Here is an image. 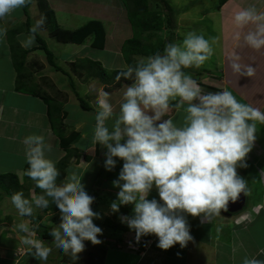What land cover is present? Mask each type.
I'll use <instances>...</instances> for the list:
<instances>
[{
	"label": "clouds",
	"instance_id": "clouds-1",
	"mask_svg": "<svg viewBox=\"0 0 264 264\" xmlns=\"http://www.w3.org/2000/svg\"><path fill=\"white\" fill-rule=\"evenodd\" d=\"M28 2L0 0V20ZM232 21L238 29L234 34L238 46L264 49V11L255 5L241 7ZM43 24V17L35 21L22 46L30 47L35 42V33ZM245 28L247 31H243ZM4 33L0 28V36ZM182 37L165 43L162 51L122 66L116 80L123 77L131 83L124 87L118 108L103 89L97 91L93 105L92 143L106 149L105 169L111 171L118 159L122 161L118 178L112 181L119 191L110 209L118 212L121 205L131 204L133 215L121 216L122 222L135 231L137 242L142 236L154 234L161 249L177 243L183 248L193 239L186 214L200 217L201 223L209 222L227 208L229 200L235 201L242 191L247 194V182L238 175L237 167H247L245 158L254 146L258 125H264L260 108L237 99L228 88L205 92L185 71L204 65L213 56L216 41L194 30ZM227 59L233 74L255 75L253 63H242L239 54ZM177 98L175 106H184L179 121L167 115L170 101ZM22 143L28 164L25 174L43 194H33L30 201L18 191L11 195V202L20 216L30 217L33 204L48 207L50 198L61 216L59 225L50 232L53 246L75 262L85 241L101 243L102 229L93 222L100 213L90 206L94 197L86 192L82 176L75 173L57 184L60 172L56 161L45 155L52 145L43 135L29 134ZM153 188L159 199L149 198ZM13 231L23 234L20 242L31 255L42 264L48 260L53 247L37 238L28 222L15 223ZM262 255L264 248L244 255L240 264H264V259L257 258Z\"/></svg>",
	"mask_w": 264,
	"mask_h": 264
},
{
	"label": "crops",
	"instance_id": "crops-1",
	"mask_svg": "<svg viewBox=\"0 0 264 264\" xmlns=\"http://www.w3.org/2000/svg\"><path fill=\"white\" fill-rule=\"evenodd\" d=\"M46 2L51 8L55 23L58 26L77 30L83 26L92 25L93 22H97L100 25L101 36H99V38L102 40V42L99 40L100 44L96 43L95 45H91L90 42L95 37L94 32L89 33L84 41L80 43L60 41L50 34L49 25L45 22L44 16L39 11L37 1L31 0L27 4L26 9L31 26L35 24L36 20L41 17L44 18V24L37 33L44 32L47 37V42H51L50 45L46 44V46L52 52L55 63L58 65L60 64L59 66L61 67L64 62L66 67L63 77L65 75L67 76L66 78L60 79L64 81L69 80V86L73 83L74 88H71L74 90L75 96L78 94L82 97V94L76 91L77 86L82 87V93H85L88 87L87 84H96L97 81L93 70H90L88 67L85 69L84 67L79 68L75 66V62L78 63V60L79 62L84 59L97 61L107 71L121 69L122 66L128 65L121 51L122 41L127 39L128 35L124 33L123 36H121L120 33L123 28L126 30L130 27L131 29V26L122 0H46ZM249 5H255L259 10L264 11V0H225L221 4H219L217 0L215 9H211L210 11L207 10V12L205 11L207 14H215L216 17L217 31L216 42L213 45L214 54L211 60L209 59L211 67L202 65L200 68H194L196 72L192 75L197 79L205 92H216L223 90V88H228L236 95L237 99L242 102L250 103L254 107H258L264 111V49L255 51L246 46H238L234 40V34L238 29L234 25L232 17L235 11L239 10L241 7H248ZM203 11H201V16L204 14H202ZM207 14L205 17L208 16ZM25 20L26 16L22 8L14 10L4 19L0 20V28L5 30L4 35L0 36V173L12 172L17 175L19 183L23 184L25 182L26 184H34V181L25 174L24 170L26 158L24 154V145L22 143L23 138L29 134L43 135L46 142L52 145V150L46 152L45 155L56 161L57 167L59 159L64 155V151L61 149L57 137L51 130L45 100L39 95L19 91L15 87L18 79L20 85L35 86L39 91H45L52 96V94H50L51 91L48 92L47 89H45L47 87L44 81L38 83L37 79L31 77L34 74L37 76L36 73L39 71L38 62L33 58V61H29L33 55H36L39 60H44L51 73V76H49V78L44 77V80H48V82L52 83L57 82L56 75L53 74V71L57 69L47 62L46 55L43 49L38 47L39 42L36 38L35 42L30 47L22 46L21 42L29 34L27 25H25ZM195 30H199L200 33L204 34L201 28L197 27ZM243 31H247V28L243 29ZM11 40L17 41L20 48L27 51L24 56L23 69L20 73H17L12 63L9 43ZM53 41L62 44L58 43V45H55ZM112 42L115 45L114 50L110 47L113 55L109 60H103V57L98 55V51L108 50V46ZM51 44L58 49L55 51L52 47L50 48ZM242 44L243 41L241 40V45ZM234 54L240 55L242 63H253V66L256 67V73L253 77H239L231 72L227 58ZM216 57L217 59H215ZM58 61L61 63H58ZM30 62L38 65L28 68ZM69 62L72 65H69ZM88 63L89 65H93L90 61ZM67 64L69 66H67ZM207 64L208 63H206V65ZM84 72H88V74L86 73V76H84ZM38 85L42 88L40 87V89ZM84 85H86V87ZM126 85L127 84H122L120 87H116L113 91L115 94L110 96L112 103L117 108L122 91ZM104 89L103 87V90ZM106 91L110 92L109 90ZM52 97L55 98L54 96ZM95 98H97V96ZM83 99L86 100L90 108L82 110L77 102L76 104H78L77 106H79L81 111L83 113H95L93 105L91 106L90 104L92 101H88L85 97ZM178 103L179 98H177L176 101H170V109L167 114L173 116L176 121L182 119L184 115V106L177 108L175 105ZM64 104L62 106V111L66 113L64 122L68 128L71 127L79 132L80 142L88 132L90 124L88 125V130H86V121L83 115H80L79 120L68 121L67 108ZM110 124L111 121H109V125ZM79 142L76 143V146L84 152L89 150V155L86 154V158L82 156L80 162L76 161L72 156L68 160L63 173L57 177V184L62 183L64 178L72 173L80 176L83 170H86V167L89 165H91L90 172L94 174L93 176H96L95 174L98 171V166L92 165L93 159L100 154V152H103V179H94V183L99 188L103 187V192H108L110 194L113 192L117 193L119 189L113 186L112 181L117 179L118 176L116 177L113 174L116 172L115 174L118 175L119 169L122 166V161L118 159L116 167L108 171L104 167V152L106 149L99 144L94 145L92 142L88 144L85 143V145H79ZM245 159L247 167H237L238 175L245 179L248 188L247 194L244 192L245 203L247 205L240 210L241 213L243 212L245 214V219L243 220V216L237 218L241 215V213L238 212L239 214L236 216L233 215L234 217L228 216V218H224L226 219L225 221L219 220L215 223V220H212L215 218L212 217L209 222L201 223L200 217H193L190 214H186L193 239L190 240L192 246H185L181 249H183L182 253L184 256H186L188 252L190 260L173 254L171 248H176L175 246L177 244L168 249L159 248L155 242L157 237L154 234H150V236L154 235V241L151 248L142 255L130 250L111 248V245L108 246L106 244L108 249L106 250L102 264H162L165 262L173 264L176 263L179 258H185L187 264H240L244 255L255 254L258 249L264 248V175H261V170H264V125H258L254 146L246 155ZM83 178L89 180V178H85L84 175ZM92 179L91 181L89 180V182H92ZM31 187L32 188L28 190L21 189L20 191L23 192L24 196L30 201L32 200L33 194H35L33 190L34 185ZM41 194H43L42 189ZM36 195L38 196L37 193ZM152 197L159 199L155 188H153L149 194V198ZM48 199L50 200L49 205L55 204L51 202L50 198ZM49 205L44 209L43 207L38 208H41L43 214H47V210L49 211L51 208ZM32 206L33 214H36V205L33 204ZM247 206H258L259 209L254 213H248ZM124 208L128 209L126 212L122 211L125 212L122 213L120 210H124ZM41 211L39 212L40 214L42 213ZM116 214L117 216L121 214H127V216L133 215L132 205H121ZM27 219H30L29 216H20L18 214L17 209L11 202V196L2 193L0 190V264H22L24 259L27 260L28 257L33 256L20 242V237L23 234L18 231H13L15 223L20 221L27 222ZM50 219H52L51 222H47L45 226L48 224L55 225L54 222L57 220L56 216ZM41 222L42 220H40L39 223ZM31 225L37 227L35 229L37 236V231L40 229L39 224L37 223V225H34L30 223L29 226ZM122 234L125 235L124 232H122ZM41 240L44 241L46 246L53 247V251L49 254V258L44 264H75L60 258L53 246V237ZM20 248L23 249V253L18 252ZM257 258L264 259V255L258 256Z\"/></svg>",
	"mask_w": 264,
	"mask_h": 264
},
{
	"label": "rangeland",
	"instance_id": "rangeland-1",
	"mask_svg": "<svg viewBox=\"0 0 264 264\" xmlns=\"http://www.w3.org/2000/svg\"><path fill=\"white\" fill-rule=\"evenodd\" d=\"M170 5L171 7L175 8L176 10V23L177 26L174 30V34L169 36L168 34V30L165 27H161L160 29H156V30H149V31H144L143 32V36H147V38H143L142 41L145 43H150L151 46H153L151 48L150 51L146 52V53H141V54H133L131 56V60H132V64L135 63V61L141 57V56H148L151 54H154L156 51H158V47L160 45V43H162V41L164 43H168V42H177L179 40H182V34L186 33L188 31L194 30L197 31L198 33H200L199 30H195L197 27L201 28L202 32H204V35L206 38H208L210 41L215 40L216 39V17L215 14H207V10H211V9H215V6L217 5V0H148V4H149V8L157 10L158 14L160 15L161 18H164L165 15V10H166V6L165 4ZM204 10V11H203ZM201 11L203 16H201ZM206 11V12H205ZM206 14L208 15L207 17ZM131 26V24H130ZM130 29V27H129ZM126 29L123 28L122 32L120 33L121 36H123L124 33H126L128 36L127 38L131 37L133 34V27L131 26V29ZM128 30V32H127ZM45 41V43L48 45H50V41L47 42V37L45 36L44 32L43 33H38ZM180 34V35H178ZM103 38V37H102ZM93 40H91V45H95V43L92 42ZM118 41V40H117ZM122 41V40H120ZM100 42H102V40H100ZM116 42V41H115ZM114 42V43H115ZM124 41H122L123 44ZM59 43V42H58ZM57 41H53V44L58 45ZM62 44V43H59ZM214 45V44H213ZM58 49L56 48L54 45L50 46V48ZM115 49V45L113 44V42L108 46V50L106 51H98V55H101L103 57V60H109V58L113 55V52H111V49ZM122 47V45H121ZM214 48V47H213ZM60 49V48H59ZM97 52V51H95ZM39 56V55H37ZM35 59L38 64V70L37 71V76L34 74L31 77L37 79L38 83H40L41 81H44L46 83V87L45 89H47L48 92L51 91L50 94H52V96L55 97V99H57V101H59L61 103V105L63 106V104L65 105V107L67 108V117H68V121H76L80 119V115L85 116V121H86V130H88L89 128V124H90V128L88 130V132L86 133V135H84V137L82 138V140L78 143L79 145H85V143H90L92 142V134H93V129H94V125H95V118H94V113H86V112H82L81 109L79 108V106H77L78 104H76L78 102L75 94H74V90L71 88V86L68 85L69 80L64 81L61 80L60 78H66L67 75H65L63 77V73L65 74V64L64 62L62 63V68L64 69V72H62V70H56L53 71V74L56 75V79L57 82L56 83H52V82H48V80H44L45 78H49V76H51L48 67L46 65V62L44 60H39L38 57H36V55H33V57L30 58L29 61H33V59ZM65 59V58H64ZM217 59V57L215 58ZM115 60V59H114ZM211 60V58H210ZM89 61L87 59L81 60L78 63L75 62V66L80 67H84L85 69L88 67L90 70L94 71V76L96 81V84H87V91L85 93H82L83 88L80 86H77L76 91L79 94H82V97L86 98L88 101H92L90 102L91 106L94 105L95 100H96V93L98 90L103 89V87L105 88L104 90H109L110 94L113 96L115 93H113V91L116 89V87H113L111 85V83H107L104 84V82L101 81V79L99 77H97V75H95V71L97 66H93V65H89L88 63ZM58 63H61L60 61H58ZM206 63H208L206 65ZM36 63H29L28 68L29 67H33L35 65H38ZM71 63L69 62V65ZM60 65V64H59ZM67 64V66H69ZM72 65V64H71ZM205 66L207 67H211V62L209 60H207L204 63ZM185 71L190 72L191 74H194L196 71L194 68L192 69H186ZM40 72V73H39ZM86 73L88 74V72H84V76H86ZM40 75H44V76H40ZM48 75V76H47ZM45 77V78H44ZM60 79V80H59ZM88 79V78H86ZM50 80V79H49ZM59 80V82H58ZM34 81V80H33ZM51 81V80H50ZM125 84V83H124ZM48 85V86H47ZM86 87V85H84ZM38 87L40 88L41 86L38 85ZM113 87V88H112ZM42 88V87H41ZM40 88V89H41ZM49 88V89H48ZM110 88V89H108ZM98 89V90H97ZM85 90V89H84ZM84 92V91H83ZM119 94V92H118ZM117 96V95H115ZM114 98V97H113ZM79 115V116H78ZM62 116H63V120L65 119L64 117H66V113L65 111H62ZM69 129L72 130V128L70 127ZM73 142V141H72ZM81 143V144H80ZM79 149V148H78ZM79 155H74L73 158L76 161H81L82 156L84 158H86L85 156H87L86 154L89 155V150L81 151L79 149L78 151ZM103 152H100V154H98L97 156L94 157L93 159V163L92 165H97L98 166V171L95 174L96 176H93L94 174L92 172H90L91 169V165H89L88 167H86V170H83L82 174H80L81 177V181L82 183L85 185V190L86 192L94 197V200L92 202V204L90 205L91 208L93 209V211L100 213V218H93V222L99 226L102 229V234L100 235V239H101V243L96 244V245H100V246H104L105 248V253L106 250L108 249L106 244L108 246H112L111 248H117V249H125V250H130L133 252H136L139 255H142L144 253H146L150 248L151 245L154 241V235L150 236L149 235H145L142 236L139 240V242H137L135 240V231L130 229L129 227L125 228V226L127 225L126 222H122L121 220V216H127V214H121L119 217L117 216V212H113L110 209V203L116 199V192L113 193H108V192H103V187H97L94 183V179H99L102 178L103 179ZM64 170H61L60 172L63 173ZM60 173V174H62ZM116 173V172H115ZM113 174L116 177L118 176L117 174ZM83 175L85 178H89V180L92 182H89V180L84 179ZM118 178V177H117ZM84 179V180H83ZM32 183H23V185H25L27 187V189L32 188V185H35ZM34 190V187H33ZM35 195H36V191ZM112 192V191H111ZM56 206L55 204H51L49 206ZM247 204L245 203L243 207H245ZM247 211L248 213H254L256 212L259 207H253V206H247ZM45 207H43L44 209ZM39 210V211H38ZM35 211L37 213H39L41 211V208H38V206H35ZM42 212V211H41ZM49 212V213H48ZM34 213V212H33ZM33 214L32 216H30V219H27V222L30 224H39L40 228L41 226L44 227L45 224L48 222L50 223L52 219H50L53 216H56L57 220L56 222H54V224L56 226L59 225L60 220H61V216L59 213V210L57 209L56 211H53L52 209H49V211L47 210V214H43V212L40 214ZM239 213H241L239 211ZM234 214L235 216L238 215ZM233 216V215H231ZM243 216V220L245 219V214L242 212L241 215H239L237 218L242 217ZM234 217V216H233ZM216 221H225L226 219L224 218H228V216L223 215L220 213V215H216L215 217ZM31 220V221H30ZM34 220V221H33ZM37 220V221H35ZM40 220H42L41 223ZM109 220V221H108ZM36 222V223H35ZM116 227H112L111 225H115ZM54 225V226H55ZM38 226V228H39ZM128 226V225H127ZM30 227H33L34 231L37 228L36 226L31 225ZM122 232L125 233L122 234ZM38 238V235H37ZM157 239L156 238V244H157ZM87 242V247L90 246V244H92L90 241H86ZM143 242V243H142ZM146 243H148L146 245ZM189 245L192 246V242H188L187 243V247H189ZM176 248H171V250L173 251V254L178 256V257H185L188 260L189 256H188V252L186 253V256H184V254L182 253L181 247L179 246V244L177 243V245L175 246ZM23 249H19L18 252L19 253H23L22 252ZM21 255V254H19ZM185 258H179V260L176 263L173 264H187L185 261ZM22 260V259H21ZM22 264H42V262L40 260H38L37 258H35L34 256L28 257L27 260L24 259ZM162 264H170V263H162Z\"/></svg>",
	"mask_w": 264,
	"mask_h": 264
},
{
	"label": "trees",
	"instance_id": "trees-1",
	"mask_svg": "<svg viewBox=\"0 0 264 264\" xmlns=\"http://www.w3.org/2000/svg\"><path fill=\"white\" fill-rule=\"evenodd\" d=\"M31 1V0H29ZM37 6L39 8V11L42 13V15L45 18V22L49 25L50 34L53 35L57 40L60 41H72V42H83L85 37L91 33L94 32L95 37L92 39L93 43H99V36H101L100 31V25L97 22H93L92 25L83 26L79 29H66L61 26H58L55 23V19L53 17V12L51 8L48 6L46 0H36ZM123 4L125 6L126 12H127V18L129 20V23L133 27V34L131 37L124 40L121 51L123 54V57L125 58L127 64H132L131 56L133 54H143L151 50L153 46L150 45V43H144L142 41L143 38H147V36H143L144 31L149 30H158L161 27H165L168 30L169 36L174 34V30L177 26L176 23V10L175 8L171 7L167 3L165 4L166 10L164 18H161L158 14L157 10L149 8L148 0H122ZM225 0H218L219 4L223 3ZM29 3V2H28ZM27 3V4H28ZM27 4L22 8L26 20L25 25H27L28 30L31 29V24L29 22L28 13H27ZM94 26V27H93ZM35 38L39 42L40 48L43 49L47 62L52 65L57 70H64L55 63L53 59L52 52L48 49L46 46L45 41L43 38L36 32ZM10 49H11V57H12V63L15 67L17 73H20V71L23 69V63H24V56L26 54V50H22L19 46V43L17 41H10ZM165 43L162 41L160 43L157 50L163 49ZM90 61L93 66H97L95 75L101 79L104 83H111L113 87H120L122 84H128L131 83V81H126L123 77H121L120 80H116V76L118 71L121 69H113V70H105L104 67L100 65L97 61ZM16 89L19 91H25L31 94L39 95L41 96L46 104H47V115L48 120L51 125V130L55 134V136L58 139V143L61 147V149L64 151V155L59 159L58 162V169L59 172L61 170H64L68 160L74 156L79 155L78 154V147L76 146V143L79 142L80 136L79 132L75 129H69L66 125V123L63 120L62 116V105L59 101H57L55 98H53L51 95H49L45 91H39L35 86H26V85H20V81L17 79ZM71 87H73V83H71ZM76 97L78 99V103L82 110L89 109L90 106L84 100L82 97H80L78 94H76ZM73 141V142H72ZM28 168V164L26 162L24 166V170ZM62 173V172H60ZM21 189L28 190L27 187L21 183H19L17 175L12 172L7 173H0V190L2 193H5L6 195H12L15 192L21 191ZM34 191L38 195H41V189L36 188L34 185ZM52 210L57 209L56 206L52 207L50 206ZM128 208L121 209L120 211H127ZM122 212V213H125ZM109 221V220H108ZM112 227H116L115 225H111ZM54 226L53 224H48L44 227H41L38 231V237L41 239H49L52 236L50 235L51 229ZM127 225L125 226V228ZM87 242L85 241V248L82 252L78 254V259L73 262L70 258V256L65 255L61 252L57 251V254L60 256L62 260L65 261H71L75 264H102L103 259L105 257V248L104 246L96 245V244H90L89 247H87Z\"/></svg>",
	"mask_w": 264,
	"mask_h": 264
},
{
	"label": "water",
	"instance_id": "water-1",
	"mask_svg": "<svg viewBox=\"0 0 264 264\" xmlns=\"http://www.w3.org/2000/svg\"><path fill=\"white\" fill-rule=\"evenodd\" d=\"M245 203V194L242 191L237 199L235 201L229 200L228 204H227V208L226 209H221V211L223 213H225L226 215H234L236 213H238L244 206Z\"/></svg>",
	"mask_w": 264,
	"mask_h": 264
},
{
	"label": "flooded vegetation",
	"instance_id": "flooded-vegetation-1",
	"mask_svg": "<svg viewBox=\"0 0 264 264\" xmlns=\"http://www.w3.org/2000/svg\"><path fill=\"white\" fill-rule=\"evenodd\" d=\"M220 213L223 214V215H226L225 213H223L221 210H220ZM226 216H231V215H226Z\"/></svg>",
	"mask_w": 264,
	"mask_h": 264
},
{
	"label": "built area",
	"instance_id": "built-area-1",
	"mask_svg": "<svg viewBox=\"0 0 264 264\" xmlns=\"http://www.w3.org/2000/svg\"><path fill=\"white\" fill-rule=\"evenodd\" d=\"M212 220H215L216 221V218L215 219H212ZM148 243H146V245H147Z\"/></svg>",
	"mask_w": 264,
	"mask_h": 264
}]
</instances>
